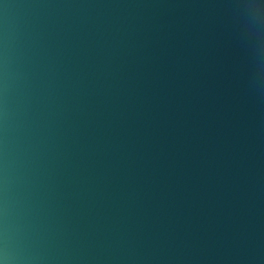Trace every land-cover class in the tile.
Here are the masks:
<instances>
[{
    "label": "water",
    "instance_id": "obj_1",
    "mask_svg": "<svg viewBox=\"0 0 264 264\" xmlns=\"http://www.w3.org/2000/svg\"><path fill=\"white\" fill-rule=\"evenodd\" d=\"M0 264H264V0H0Z\"/></svg>",
    "mask_w": 264,
    "mask_h": 264
}]
</instances>
